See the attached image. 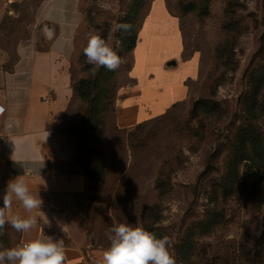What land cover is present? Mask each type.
I'll return each mask as SVG.
<instances>
[{"label": "rangeland", "instance_id": "1", "mask_svg": "<svg viewBox=\"0 0 264 264\" xmlns=\"http://www.w3.org/2000/svg\"><path fill=\"white\" fill-rule=\"evenodd\" d=\"M156 3L178 21L197 77L188 100L122 128L121 96L134 85V50ZM117 23L132 30L116 32ZM91 33L120 55L116 71L86 62ZM0 46L13 58L25 50L55 56L63 100L54 123L72 161L88 167L79 219L92 247L104 251L107 230L125 223L167 236L176 264H202L260 235L264 207L245 187L230 196L222 188L241 130L252 124L264 140V108L249 114L245 105L255 79L264 82V0H0ZM260 94L264 103V83ZM13 229L0 249L13 247Z\"/></svg>", "mask_w": 264, "mask_h": 264}, {"label": "crops", "instance_id": "2", "mask_svg": "<svg viewBox=\"0 0 264 264\" xmlns=\"http://www.w3.org/2000/svg\"><path fill=\"white\" fill-rule=\"evenodd\" d=\"M146 23L133 55L134 85L122 94L119 104L122 128L146 122L188 100L189 83L197 77V60L183 58L178 21L156 3ZM54 65L52 52L18 51L13 58L0 46V207L8 182L22 177L43 203L29 214L14 199L9 215H35L37 226L31 233L13 229V247L50 236L63 240L65 264H102L103 250L92 247L80 227L87 177L67 153L54 123L63 100Z\"/></svg>", "mask_w": 264, "mask_h": 264}, {"label": "clouds", "instance_id": "3", "mask_svg": "<svg viewBox=\"0 0 264 264\" xmlns=\"http://www.w3.org/2000/svg\"><path fill=\"white\" fill-rule=\"evenodd\" d=\"M116 32L129 33L130 23H117ZM86 62L108 71H116L122 59L115 48L107 40L95 33L88 37L83 48ZM3 109L0 108V112ZM18 200L24 210L31 214L41 209L43 201L34 194L22 177L17 176L7 184L3 195V206L0 207V236L4 234L6 224H10L17 232L31 233L37 226V217L28 215H9L13 201ZM49 223V222H48ZM109 246L103 251L102 264H176L172 251V242L167 236L157 237L142 226L131 224H113L106 232ZM66 252L63 240L48 236L28 239L21 245L0 249V264H65Z\"/></svg>", "mask_w": 264, "mask_h": 264}, {"label": "trees", "instance_id": "4", "mask_svg": "<svg viewBox=\"0 0 264 264\" xmlns=\"http://www.w3.org/2000/svg\"><path fill=\"white\" fill-rule=\"evenodd\" d=\"M135 42V41H134ZM262 78V77H261ZM254 85V91L245 100L247 112L252 114L264 108L262 103L261 87L263 81L259 79ZM260 82V83H259ZM234 152L231 154L227 165V175L224 178L223 194L230 196L235 191L246 188V197L259 209L264 207V186H262L264 170V140L262 134L252 124L242 129ZM85 175L88 177V167L82 164ZM243 171V172H242ZM264 214V213H263ZM214 217L215 214H210ZM216 220L202 224V230L212 231ZM261 233L255 239L247 236L241 244H235L228 251L215 257L203 256L202 264H264V216L261 220ZM5 225V228H8ZM3 236V235H2ZM0 236V237H2ZM5 240H0L4 244ZM205 255L207 253L205 252ZM185 260L189 263L194 261L191 253L186 254Z\"/></svg>", "mask_w": 264, "mask_h": 264}, {"label": "built area", "instance_id": "5", "mask_svg": "<svg viewBox=\"0 0 264 264\" xmlns=\"http://www.w3.org/2000/svg\"><path fill=\"white\" fill-rule=\"evenodd\" d=\"M3 150V142L0 139V152Z\"/></svg>", "mask_w": 264, "mask_h": 264}, {"label": "water", "instance_id": "6", "mask_svg": "<svg viewBox=\"0 0 264 264\" xmlns=\"http://www.w3.org/2000/svg\"><path fill=\"white\" fill-rule=\"evenodd\" d=\"M175 63H172V65H174Z\"/></svg>", "mask_w": 264, "mask_h": 264}]
</instances>
